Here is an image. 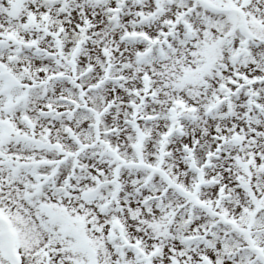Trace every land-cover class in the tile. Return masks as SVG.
I'll return each mask as SVG.
<instances>
[{
  "label": "snow or ice",
  "instance_id": "6c2138e0",
  "mask_svg": "<svg viewBox=\"0 0 264 264\" xmlns=\"http://www.w3.org/2000/svg\"><path fill=\"white\" fill-rule=\"evenodd\" d=\"M0 264H264V0H0Z\"/></svg>",
  "mask_w": 264,
  "mask_h": 264
}]
</instances>
